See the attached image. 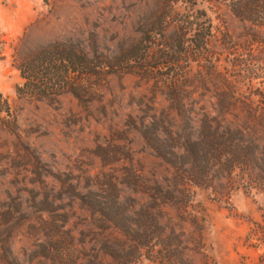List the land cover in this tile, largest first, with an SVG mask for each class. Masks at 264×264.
Masks as SVG:
<instances>
[{
	"label": "rangeland",
	"instance_id": "rangeland-1",
	"mask_svg": "<svg viewBox=\"0 0 264 264\" xmlns=\"http://www.w3.org/2000/svg\"><path fill=\"white\" fill-rule=\"evenodd\" d=\"M229 5L0 0V264H264V24ZM50 46L88 73L18 98Z\"/></svg>",
	"mask_w": 264,
	"mask_h": 264
},
{
	"label": "trees",
	"instance_id": "trees-1",
	"mask_svg": "<svg viewBox=\"0 0 264 264\" xmlns=\"http://www.w3.org/2000/svg\"><path fill=\"white\" fill-rule=\"evenodd\" d=\"M219 1V0H214ZM227 1V0H224ZM231 12L242 20L251 21L257 24H264V0H228ZM168 18V17H167ZM162 23V20L159 21ZM195 37V33L192 34ZM59 50V51H58ZM76 53L61 50L58 47L50 46L42 48L34 56L22 57L17 66L22 84L15 87V95L18 98L33 97L44 99L54 97L60 91V87L66 76V69L69 65L77 66L79 74L88 73L86 66L90 64L84 55L83 50L76 48ZM16 127L15 118L10 107L9 100L0 93V128L14 131ZM194 159L203 161L195 162L198 173L205 177L206 167L209 163V156L201 149H190ZM249 148H242L238 161L241 165L246 166L248 161ZM207 157V158H206ZM177 166V165H176ZM191 178L199 180V176L193 170H188ZM190 179V178H189ZM192 181V180H191ZM196 184V183H195Z\"/></svg>",
	"mask_w": 264,
	"mask_h": 264
}]
</instances>
